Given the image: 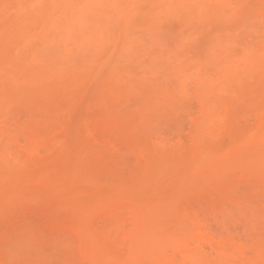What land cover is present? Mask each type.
Instances as JSON below:
<instances>
[{
	"label": "bare ground",
	"instance_id": "bare-ground-1",
	"mask_svg": "<svg viewBox=\"0 0 264 264\" xmlns=\"http://www.w3.org/2000/svg\"><path fill=\"white\" fill-rule=\"evenodd\" d=\"M251 1L253 0H0V127L4 129V134L0 136L1 162L5 164L13 161L18 153L36 156L39 155L40 149L50 150L57 145L59 139L55 135L49 137V133L59 123L62 112L69 115L67 97L73 91L84 90L85 85L92 80L95 87L80 128L95 144H105L116 154L115 161L121 170H127L129 166L145 169V165L149 166L153 156L156 158L158 155L161 157L159 159H162L171 153L170 156L175 158L186 147L190 155L202 156L208 151L202 154L204 147L223 142L222 138L230 122L243 129L250 128L251 132L249 130L247 134H251V142H256V145L259 142L264 144V2H261L264 0H260L261 4L259 2L261 8L259 7L257 12L258 21L244 40H235L218 52L213 68H208L203 73L202 79L206 80V85H201L196 93L198 110L195 114L191 110L188 90L183 95L164 87L155 93L151 92L149 87L153 82L147 74L138 78L121 65L112 66L106 73L95 77L89 71L97 53L107 54L117 44L113 48L105 46L108 39H117L120 42L123 36L128 42L138 44L139 52L143 55L169 54V48L162 37V34L169 30L168 22L175 21L181 27L184 26L183 17H187L195 20L194 24L202 25L205 30L225 15L230 20L242 18V11ZM171 7L175 10L170 9ZM188 31L192 33L190 28ZM180 38L178 37L174 53L189 55L190 42L180 41ZM68 45L73 46L71 54L61 55L59 51L66 50ZM199 86L200 84L197 87ZM182 110L185 115L181 113ZM178 112L182 117L178 118ZM185 119H188L190 126L187 136L184 133ZM139 132L146 135V141L138 136ZM258 140L261 141L257 142ZM244 146L245 144L243 148ZM253 146L255 145L251 147ZM261 147L263 146L259 148ZM252 163L249 162L250 165ZM202 171L204 170L200 172ZM241 178L239 176L237 179ZM242 179L240 182L243 184L245 181L244 187L242 184L239 186V180L236 183L238 186L234 183L238 188L231 186L229 183L233 181H229L227 184L224 182L225 189L221 188L223 191H220L221 189H218L223 185L221 183L216 189L218 191L213 192H221L217 199L206 203L204 208L200 204L201 195L199 201L197 195V198L189 199L190 204L183 196L188 204L183 201L182 206L185 202L186 207L181 208L184 209V214L181 215L186 218L180 217L181 223H185L183 219L187 220L190 225H187V228L190 230L186 228L187 233L182 235L180 226L179 235H173L171 231L168 233V229V234L158 233V228L154 236L152 232V236L147 235L146 239V236H143L144 244L141 239L136 241L138 237L141 238L143 231H147H138L144 228L146 223H142V226L136 217L132 218L131 220H134H130L131 224L136 221L139 226L137 232L135 225L128 231V223L126 219L124 223L123 219V206L114 210L108 208L98 214L101 210L95 217L92 215L89 223H86L87 226L89 224L87 228H91V232L81 225L84 231L81 228L78 230L81 233L76 234L83 236L86 232L90 238L96 239V246L100 244V258H105L106 264H121L114 263L120 258L123 264H264V227L257 225V221L254 223L256 217L250 218L252 221L249 219V225L256 224L253 226V230L258 233L255 238H252L254 235L250 234L251 230L250 233L247 230L246 235H242L237 231L238 228H226V223L224 224L228 219L225 218L226 214L229 210L232 211L230 208L235 207L237 211L236 208L242 210V207H245L246 210L249 201L256 205L258 200L262 204L260 198L264 199V179L262 178L258 185L251 186L253 189L247 187L248 194L252 189L249 198L243 195L245 191L240 190L245 189V185L255 183L258 178L252 182L253 177ZM193 199H196V203L199 202V207L193 203L198 208L191 205ZM208 200L210 199H206ZM133 206L131 207L135 208ZM123 208L125 209V206ZM203 209L211 218L202 216ZM168 214L170 213H164L165 217H169ZM164 215L158 218L163 219ZM261 215L264 213L261 212ZM150 225L156 227L148 221V226ZM167 226L165 227L168 228ZM255 226L263 230L260 229V232ZM137 233H140L139 236ZM82 236L78 238L81 239ZM88 238L84 240L85 243L91 241ZM139 241L141 243L137 245ZM79 244L78 246H82ZM83 253L84 251L81 254ZM7 260L9 258L5 255L0 263L6 264Z\"/></svg>",
	"mask_w": 264,
	"mask_h": 264
},
{
	"label": "rangeland",
	"instance_id": "rangeland-1",
	"mask_svg": "<svg viewBox=\"0 0 264 264\" xmlns=\"http://www.w3.org/2000/svg\"><path fill=\"white\" fill-rule=\"evenodd\" d=\"M194 1L199 2V0ZM259 2L260 0L251 1L249 6L242 11V18L230 20L225 15L218 18L210 28H204L205 30L202 29V25L198 23L194 24L193 21L195 20H190L187 17H183L182 23L184 26L181 27L175 21L168 22L169 30L167 29L168 32L165 34V31L162 37L166 46L169 48V51L167 50L169 54L159 53L156 56L149 54L143 55L139 52L140 47H138V44L128 42L123 36L120 42L117 39V42H114L116 41L115 39L114 41L108 39L109 41L105 42V46L107 45L113 48L117 44L107 54L106 52L97 53L89 66V71L95 77L106 73L112 66L121 65L133 75L138 76V78L143 74H147L153 82V85L149 87L151 92L155 93L164 87L171 92H177L179 95H183L188 90L187 95L190 100L191 110L195 114L196 110H198V103L195 98L196 93L201 85H206V80L202 79L203 73L208 68H213L218 52L225 49L226 46L235 40H238V42L243 41L248 35L251 28L258 21L257 12L260 10L261 2L264 1H261L260 4ZM170 9L175 10L173 7ZM188 24L190 25L186 27ZM189 28L192 30L191 34L188 31ZM178 37H181L180 41L190 42L189 55L182 56L179 53H174V47L177 44ZM145 41L148 42V39ZM72 50L73 46L68 45L66 50H60L59 53L68 56ZM199 84L200 86L197 87ZM85 86L86 88L84 90L73 91L67 97L66 105L70 108V113L68 115L66 112H62L59 123L49 133V137L55 135L59 139L57 145L55 144L50 150L40 149L39 155L36 156L34 154L18 153L17 158L11 162L4 164L0 160V252L2 251L0 254L2 260L0 259V261H3V257L6 255L9 258L6 264H103V262L106 264L107 261L105 258V261L103 258H100L101 254L98 252L100 244L97 243L98 245L96 246V242L98 241L95 238V240L90 238L89 233L86 234V232H84L85 236L84 233L83 236H78L81 233L78 230L82 228L81 230L84 231L83 227L87 228L89 226V224L88 226L86 225V223H89L88 220H91L93 216L95 217L101 214L103 210L107 211L108 208H113L114 210L116 207L125 206V209L122 207L125 211L121 207L120 209L124 213V223L125 219L128 223L126 224L128 231H131L132 225H135V231L139 226L136 224V221L135 224H131L134 220H131L132 218L136 217L140 225L145 222V225H147L146 229H144L145 225L143 226L142 224L144 228L141 227L142 229L138 231H147H143V235H140L141 238L138 237L136 239V241L141 239L144 244L145 240H142L144 238L143 236H146L144 238L146 239L148 236H152L150 235L151 232L154 236L158 232L156 230L158 228V233L165 234L169 230L168 233L171 231L173 235L180 234H178L179 228L182 230H180L181 235L187 231L188 222L184 220L186 217L184 218L181 215L184 210L181 208L186 207L185 205L188 204L187 200L189 201V199L195 198L196 195L197 197L199 196L197 201L200 200L201 195L203 202L200 200V204L204 208L209 201L217 199L216 197L221 193L220 191L225 189L224 182L228 183L229 181H233V183L231 182L229 184L237 187L238 184L241 186L242 182L240 180L243 177H246V179L253 177L251 182L258 178V180L254 181L255 183L250 185L247 183L250 180L247 181L246 183L248 185H245V189L240 188L241 192L245 191L243 195L249 198L252 194V187L258 185L264 179V155H262L264 153V144L259 142L261 140H258L257 142L261 145L259 143L257 145L259 144V147H263H257L256 142H251V138L249 139L251 134H247L249 130L251 132V129H243V127H238L232 122L229 123L221 144H213V146L210 144L211 146L207 145L204 147V151L201 150L202 154L208 150V154L206 152L207 155L205 153L202 156L198 155L199 158L198 156H192L186 147V151L184 150V153L179 152L175 158L170 156V153L167 156L169 158L168 160L166 157L159 159L161 157H158V155V158H154L155 156L152 155L153 159L148 167L145 165V169L144 167L141 169L137 168V166H131V168L129 166V169L126 170L125 168L121 170L115 161L116 154L105 144H95L80 128L86 107L91 101L92 91L95 87L94 80ZM181 113L185 115L183 110ZM181 113H177L178 118L182 117ZM184 126V133L187 136L190 131L188 119L184 120ZM3 134L4 129L0 127V136ZM137 134L142 140H147L145 134L141 132ZM244 144L246 147L244 146L243 148ZM252 145H255L253 146L254 148L251 147ZM251 148L253 149L250 150ZM243 152L247 153L245 154ZM253 153H259L262 157L259 154L254 155ZM223 155L226 156L223 157ZM229 155L233 157L231 158ZM251 155H254V157L248 158ZM203 156L205 159H203ZM200 157H202L201 160H199ZM214 161L215 164H213ZM210 162H212L213 166ZM249 162L255 163H252L251 166ZM202 169L204 171L201 173L200 171ZM260 175H263V179L259 177ZM239 176L240 178L242 176L240 180L237 179ZM236 179L240 183L237 181L234 182ZM234 183H238L236 184L237 186ZM220 184L221 186L218 189ZM244 184L245 181L242 184L243 187ZM226 187L228 188V185ZM247 187L252 188L251 192L249 191L250 194L246 191V189L248 190ZM216 189H221L219 191L220 193H213ZM254 192L256 191L254 190ZM189 195L192 197H187ZM255 195L258 197L257 193ZM213 197L215 198L213 199ZM206 199L210 200L206 201ZM260 199H262V204L258 200L256 205L251 201L248 202L249 207L247 206V209L251 212L247 209L245 210V207H242V210L236 208L237 211H235V207L230 208L232 211L229 210L226 217L223 215L226 219L228 218L224 222V224L226 223L225 227L232 229L238 228L237 231L239 230V233H242V235H246L247 230L250 233L251 230L252 232L250 234H253L254 236L252 235V238H255L258 233L255 232L256 230H253V226L256 224L249 225V221L251 220L250 218L253 219L256 217L258 220L254 219V223L257 221V225L264 227V215H261V212L262 214L264 213V199L262 197ZM195 200L191 202V205H195L193 204L197 202ZM183 201L186 204L184 202L182 206ZM198 203L196 205L199 207ZM253 204L254 208L252 206ZM196 205L194 207H197ZM165 209L167 210L166 212ZM259 209L263 210L261 211ZM161 211L162 213H160ZM163 212H169L171 215L168 214L169 217L166 216V218ZM202 212L204 213L202 216L211 218V216L206 214L208 212L205 213V209ZM162 215H164L165 219L164 217L163 219L161 217L158 218ZM180 217L184 218L183 221L186 224L181 223L182 219ZM148 221L150 224L156 225V227L151 225L149 227ZM158 224L161 225L158 226ZM164 224L165 226L168 224L170 227H162ZM213 224L216 225L215 223ZM244 224L246 225L244 226ZM76 226L77 231L75 230ZM188 226L190 227V225ZM160 227H162V232ZM255 227L259 231L260 229L263 230V228ZM241 228H246V230ZM87 229L91 232V228ZM223 229L220 228V231ZM88 230L86 231L88 232ZM77 232L79 233L76 234ZM139 234L137 233L138 236ZM77 236L82 237L80 239ZM86 236L92 242L87 241L85 243L84 240L88 238ZM127 239L131 240L129 238ZM141 241L139 243L137 242V245ZM77 242L82 246H78L79 243ZM83 251L84 255L81 254ZM2 254H4L3 257ZM86 258L88 262H86ZM4 259L6 260L7 258ZM117 262L123 264L121 258L114 261V263Z\"/></svg>",
	"mask_w": 264,
	"mask_h": 264
}]
</instances>
